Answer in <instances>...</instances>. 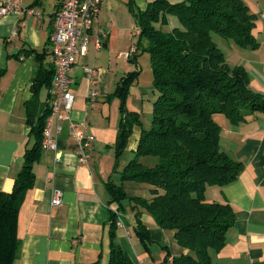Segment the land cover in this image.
<instances>
[{
	"label": "crops",
	"instance_id": "0c3cea01",
	"mask_svg": "<svg viewBox=\"0 0 264 264\" xmlns=\"http://www.w3.org/2000/svg\"><path fill=\"white\" fill-rule=\"evenodd\" d=\"M49 1L21 0V5L14 11L0 15V69H3L0 72V189L4 191L12 189L24 150L32 143L26 121V101L31 97L32 77L39 62L52 63L51 53L44 59L38 56L46 48L50 52L51 44L46 41L59 0ZM149 1L131 0L127 4V0H102L86 33L88 52L76 57L70 74L73 103L71 110L63 113L65 120L63 129L55 136L56 148L42 149L39 160L33 165L34 184L27 191L17 217L20 253L12 264H93L98 259L104 264L109 250L110 210L116 207L115 203L109 204L106 182L110 179L121 183L129 196H152L150 185L130 180L121 182L120 169L113 171V147L121 113L118 117L108 112L106 103L112 98H107L110 93L103 86L108 70L95 65V56L90 57L92 65L85 61L91 49L105 48L104 53L121 56L123 49L119 45L133 40L131 15L135 20L137 9H144ZM263 14L262 10L256 17L253 29L254 36L260 41L258 47L242 48L231 42L233 45H228L224 55L232 64L244 66L249 86L264 96ZM96 39L100 40V47H95ZM84 65L95 69V83H91L89 75L83 71ZM91 89L97 92L93 106L86 97ZM42 91L45 93L43 101ZM47 93V89H40L37 107L50 100ZM69 120L77 124L85 122L84 130L94 135L90 157L84 163L75 153L76 143L69 133ZM215 120L220 125V148L241 163V170L232 182L205 188L206 200L227 202L234 211V223L226 232L224 246L219 251L210 249V258L219 264H264V113H254L237 123L223 114H217ZM140 129L138 125L133 126L126 149H135ZM55 191L61 193L59 205L51 204ZM136 209L140 211L142 222L150 228L151 239L165 242L163 246L167 248L161 250L159 264L166 250L170 256L186 252L176 243L172 230L158 228L145 208L137 206L133 211ZM118 213L117 221L121 225L115 228V242L125 250L124 232L130 244L133 238ZM118 229L123 233L120 234ZM132 253L130 258L134 264H147L151 258L149 246L147 253Z\"/></svg>",
	"mask_w": 264,
	"mask_h": 264
},
{
	"label": "trees",
	"instance_id": "16d2710c",
	"mask_svg": "<svg viewBox=\"0 0 264 264\" xmlns=\"http://www.w3.org/2000/svg\"><path fill=\"white\" fill-rule=\"evenodd\" d=\"M248 8L243 0H150L144 9L135 12L138 43L127 59L135 61L137 50L149 54L153 111L150 125L141 127L136 148L119 175L121 182L150 185L152 196H129L121 183L110 179L106 182L109 204L115 203L116 207L110 210L109 250L104 264H134L115 242L117 212L125 197L135 203L133 210L137 206L145 208L158 227L172 230L176 243L186 249L172 256L166 250L160 264H166L169 257L174 264H219L211 260L209 251L224 246L226 232L234 223V211L227 202L206 200L204 191L207 185L222 186L235 180L241 163L220 148V125L215 116L223 114L237 123L254 113H264V96L249 86L244 66L227 64L212 33L239 47L257 48L259 42L253 34L256 15ZM168 14L175 16L180 25L163 31L159 24ZM46 42L49 44L50 37ZM48 53L46 48L38 56L44 59ZM53 73L51 62L41 61L36 67L29 87L31 97L26 101L32 143L24 150L12 189H0V264H12L20 253L18 211L33 187V165L41 156L43 129L51 112L49 100L42 107L36 102L42 87L48 90L50 99ZM135 74L121 75L107 96L118 97L121 113L113 147L114 172L118 171L133 126L141 124L139 112L125 107L128 85ZM144 156H150L152 164L144 165L140 161ZM134 217L135 232L147 250L149 230L138 209ZM93 264L103 263L98 259Z\"/></svg>",
	"mask_w": 264,
	"mask_h": 264
},
{
	"label": "built area",
	"instance_id": "2783aa9c",
	"mask_svg": "<svg viewBox=\"0 0 264 264\" xmlns=\"http://www.w3.org/2000/svg\"><path fill=\"white\" fill-rule=\"evenodd\" d=\"M102 0H59L56 8L50 32V52L54 73L51 80L49 106L51 112L46 119L43 129V138L41 146L43 149H55V136L63 129V113H68L72 108L73 93L70 85L72 84L71 72L76 62L77 56H83L88 52L86 43V33L91 28L93 20L98 13ZM21 5V0H2L0 2V15H6ZM28 12L27 9H24ZM31 13V11H29ZM264 17V14L262 15ZM95 47H100L99 39L95 41ZM134 48L131 49V52ZM130 53H123L122 56L128 58ZM89 77L91 83L96 81V71L89 66H82ZM97 92L91 89L86 95L90 105L96 102ZM78 127H82L78 129ZM69 133L76 143L75 153L78 160L86 162L90 157V151L94 135L84 130L85 122H76L69 120ZM61 203V193L55 191L51 199L52 205ZM117 225H121L118 221ZM166 264L172 263L169 257Z\"/></svg>",
	"mask_w": 264,
	"mask_h": 264
},
{
	"label": "rangeland",
	"instance_id": "374dc122",
	"mask_svg": "<svg viewBox=\"0 0 264 264\" xmlns=\"http://www.w3.org/2000/svg\"><path fill=\"white\" fill-rule=\"evenodd\" d=\"M53 2V0H50ZM49 1V2H50ZM246 5L249 6V9L252 10L253 13H255L256 17L260 15L262 10L264 11V0H243ZM139 10L137 9L136 12ZM130 18V25L132 28V42L126 43L123 42L121 45H119V48L123 49L120 51L122 54L124 53H130L132 48L136 47V44L138 43V27L135 26V20L133 16ZM256 22V19H255ZM158 25V24H157ZM178 19L173 16L172 14L166 15V20L164 23H160L159 26L163 31L169 30L172 26H179ZM212 38L214 42L217 44V46L221 49V51L227 52L228 45L231 44V40L228 38H224L223 36L219 35L218 33L213 32ZM259 40V39H258ZM257 40V41H258ZM122 40H120V43ZM260 43V41H258ZM86 43L89 46V38H86ZM132 46L131 48L128 46ZM125 47V50H124ZM130 48V49H129ZM103 51H106L105 48H100L99 51H95L91 49L85 57V61L89 65H92V62L90 61L91 56H95L97 58V62L95 65H101L103 68L108 70V77L105 78V85H103L105 88H107V92L111 93L114 91L116 87V82L120 78L121 75L126 73H132L136 72L132 82L128 85V90L126 94L125 99V107L128 110H136L139 112V116L141 119V124L139 127L141 128H147L150 125V119H151V113H152V101L154 98V91H153V82H152V70H151V64H150V57L147 52L138 53L136 56L135 61H131L129 59H125L124 56H117V53H112L111 55L104 53ZM118 52V51H117ZM225 54V53H224ZM225 56V55H224ZM226 59V58H225ZM227 64L230 66H235V64H232L229 59L226 60ZM104 84V83H103ZM44 91L41 92V99L43 101L44 99ZM40 98V96H39ZM112 99L106 103L108 107V112H112V114L117 115L120 117V111H119V99L116 96H113ZM103 114H106V110L103 109ZM136 148V147H135ZM122 157L120 159V162L118 163V166L116 167L118 170L121 169L123 164L126 163L129 156L132 154V150H128L125 148V151L123 152ZM140 161L144 165H150L153 162V159L150 156H144L140 159ZM125 189V188H124ZM127 191V189H125ZM128 195V194H127ZM122 207L119 210V217L123 222L125 223V229L129 230L130 232V238H133V243H129V237L124 232L125 237V251L128 254L129 257L130 253L133 255L132 252L138 253L143 252L147 253L148 249L146 250V247L144 243L140 240V238L137 236L134 226L135 225V218H134V211L132 208V205L135 203L133 201H130L127 197H125L122 201ZM149 230V238L150 241L147 242V246H149V250L151 252V258L147 261V264H159L158 258L159 254L162 249H164L163 244L165 242H154L150 237V228L146 226ZM158 227V226H157ZM160 228V227H158ZM162 229V228H160ZM119 230V233H123V230ZM167 230V229H163ZM167 243V242H166ZM123 248V247H122ZM124 249V248H123ZM163 251V250H162ZM132 259V258H131ZM133 260V259H132ZM137 262V261H135Z\"/></svg>",
	"mask_w": 264,
	"mask_h": 264
}]
</instances>
